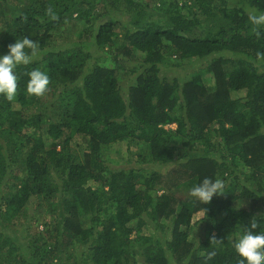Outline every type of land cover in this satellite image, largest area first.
Masks as SVG:
<instances>
[{
	"label": "trees",
	"instance_id": "16d2710c",
	"mask_svg": "<svg viewBox=\"0 0 264 264\" xmlns=\"http://www.w3.org/2000/svg\"><path fill=\"white\" fill-rule=\"evenodd\" d=\"M250 10L264 0H0V55L37 45L14 99L0 94V264H238L240 229L264 228ZM122 144L125 165L109 153ZM204 178L225 188L202 205Z\"/></svg>",
	"mask_w": 264,
	"mask_h": 264
},
{
	"label": "clouds",
	"instance_id": "9594fccd",
	"mask_svg": "<svg viewBox=\"0 0 264 264\" xmlns=\"http://www.w3.org/2000/svg\"><path fill=\"white\" fill-rule=\"evenodd\" d=\"M247 15L253 26L264 25V13L250 10ZM36 50V43L28 37H24L15 40L8 46L7 53L0 55V94H3L8 100L14 99L17 90V76L14 70L18 65L31 63ZM28 76L27 93L42 96L50 83L47 73L40 69H33L28 73ZM224 188V181L204 178L190 189L189 195L203 205L210 202L214 195L224 194ZM260 224L261 221L254 217L251 224L241 228L234 239L233 247L240 257L238 264H264V228ZM258 227L259 230H257ZM212 240L220 241L215 237ZM214 254L212 253V255Z\"/></svg>",
	"mask_w": 264,
	"mask_h": 264
},
{
	"label": "rangeland",
	"instance_id": "374dc122",
	"mask_svg": "<svg viewBox=\"0 0 264 264\" xmlns=\"http://www.w3.org/2000/svg\"><path fill=\"white\" fill-rule=\"evenodd\" d=\"M107 63H109V62H107ZM173 75H174L175 77H177V75H176L175 72L173 73ZM134 77H135V74H129L127 77H125L124 79H122V85H123L124 87H127L129 84L133 83V79H134ZM243 95H244V94H241V96H243ZM168 127L173 128L174 126L171 125V126H167L166 128H168ZM77 142H79L78 138H76V139L74 140V143H77ZM117 151H119V152H117ZM114 152L117 153V154L115 155ZM109 153H111V156H112L114 159H119V160H121V159H125L124 156H125V155H128V154H127V149H126V144L115 145V146L111 147ZM119 153L122 154V158H121V159H120L121 155H120ZM121 165H125L124 160H121ZM54 169H55V170H54L55 173H57V174L60 173V169H59V167H58V168H54ZM39 229H41V227H40Z\"/></svg>",
	"mask_w": 264,
	"mask_h": 264
}]
</instances>
